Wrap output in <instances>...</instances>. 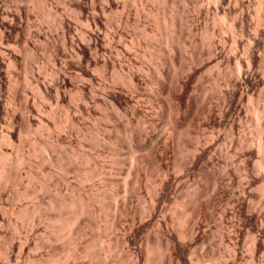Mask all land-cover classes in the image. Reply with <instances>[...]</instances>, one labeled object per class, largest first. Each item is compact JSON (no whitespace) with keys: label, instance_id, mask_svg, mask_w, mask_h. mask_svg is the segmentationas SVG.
Listing matches in <instances>:
<instances>
[{"label":"bare ground","instance_id":"obj_1","mask_svg":"<svg viewBox=\"0 0 264 264\" xmlns=\"http://www.w3.org/2000/svg\"><path fill=\"white\" fill-rule=\"evenodd\" d=\"M61 1L41 89L6 33L39 39L49 0H0V264H264V0Z\"/></svg>","mask_w":264,"mask_h":264},{"label":"rangeland","instance_id":"obj_2","mask_svg":"<svg viewBox=\"0 0 264 264\" xmlns=\"http://www.w3.org/2000/svg\"><path fill=\"white\" fill-rule=\"evenodd\" d=\"M206 2H208V0H205ZM51 2V3H50ZM54 2V3H53ZM57 2V3H56ZM210 2V1H209ZM50 5V6H49ZM56 5V6H55ZM34 6V5H33ZM33 6H31L30 5V7H29V10H30V12H29V14H30V20H31V22H30V27H32V28H35V29H38V30H40L41 31V37L39 38V39H37L36 38V40H35V38L33 39H31V38H29L28 40L29 41H26L24 38H21V37H18V38H16V35H14V34H10L9 35V33H6V35L10 38V40H11V44H10V46L11 47H13V49L15 50V52L17 53V59H18V62H17V66H16V69H15V71H16V73H20L19 74V81H21V82H24L25 80L26 81H30V77H29V74H28V72H26L27 70H28V67L31 65V63H33V68H34V72H35V74H36V76H38V79H39V81H40V83H39V85H40V87L42 86L41 84H44V83H49L52 79H54L55 78V76H54V73H52V72H54V69H53V63L52 62H50V58H49V56L48 55H50V51L48 52V50H50L49 49V47H52V46H49L50 45V43L49 42H51L52 44H58L57 46H63V43H62V39L63 38H61L60 36H62V34H60L61 33V30L60 29H58L57 27H56V25H57V22L59 21V19L61 18V16L62 15H65V14H67V12H70V11H68V10H65L63 7L65 6L64 5V3L61 1L60 2V0H49V3H48V9H44V10H40L39 8H36V7H33ZM58 6V7H57ZM32 8V9H31ZM50 9V12L48 11ZM64 9V10H63ZM44 11V12H43ZM62 11V12H61ZM65 11H67V12H65ZM53 12V13H52ZM33 13V14H32ZM48 13H50V14H48ZM72 13V12H71ZM44 16H42V15ZM68 14H70V13H68ZM67 14V15H68ZM58 15V16H57ZM47 16V17H46ZM60 16V17H59ZM73 16V15H72ZM33 17V18H32ZM50 17H51V19H50ZM54 17V18H53ZM58 17V18H57ZM47 18H49V19H47ZM44 19V20H43ZM46 19V20H45ZM53 22V23H52ZM34 23V24H33ZM55 28V29H54ZM57 28V29H56ZM34 29V30H35ZM47 33V34H46ZM43 35V36H42ZM45 35V36H44ZM47 35V36H46ZM53 35V36H52ZM51 37V38H50ZM54 37V38H53ZM61 39H60V38ZM48 38H50V40L48 39ZM14 39V40H13ZM31 39V40H30ZM52 39H54V41H52ZM17 43L16 45H15V43ZM35 41V42H34ZM49 41V42H48ZM12 43H14V45L12 46ZM34 44H35V46H34ZM31 45V46H30ZM32 45H33V47H32ZM17 47V48H16ZM22 49V50H21ZM33 51H32V50ZM31 51V52H30ZM20 52V53H19ZM26 53H28V54H26ZM26 55V56H25ZM36 56V57H35ZM27 57V58H26ZM34 57V58H33ZM32 59V60H31ZM34 59V60H33ZM31 61V62H30ZM30 62V63H29ZM20 63V64H19ZM52 63V64H51ZM6 65L8 66V62H6ZM29 65V66H28ZM7 66H5V70H7V71H5V72H8V70L10 69V67H7ZM7 67V68H6ZM52 67V68H51ZM50 69H51V71H50ZM10 71V70H9ZM51 72V73H50ZM28 74V75H27ZM24 76V77H23ZM8 76H6V78H7ZM29 77V78H28ZM4 78V81L7 83L8 81H9V79L7 78ZM10 81H9V85H8V87H10ZM12 84V83H11ZM33 84V83H32ZM31 86V87H30ZM37 85H35V83L33 84V85H27L26 87V90H27V94H28V96L31 98V100H32V98H33V101H36L35 103L38 105V104H40L41 102L43 103V101H44V106H45V110H44V112H41L40 113V117H37V118H39L38 119V122L39 123H41L42 125H43V127L45 126V127H48V129L49 130H51V131H53L54 129H56L55 128V126L57 125V127H59L60 125H59V123L61 122V121H59L60 119L62 120L63 118H65V107L66 106H63L62 104L63 103H61V102H59L58 100H57V98H56V93H55V91H54V88L53 89H49V91H48V93H45V92H43V94H45L47 97V99H43V94H40L39 92H38V90H37V87H36ZM7 89L8 88H1L0 89V99H1V102L2 103H4V105L6 106V107H10V104L8 103V101H7V97H8V91H7ZM31 89V90H30ZM41 89H42V87H41ZM9 90V89H8ZM37 90V91H36ZM35 91V92H34ZM43 91V90H42ZM54 91V92H53ZM50 93V94H49ZM40 94V95H39ZM32 96V97H31ZM53 97V98H52ZM47 100V101H46ZM51 100V101H50ZM39 101V102H38ZM46 101V102H45ZM58 101V102H57ZM41 103V104H42ZM69 103V102H68ZM47 105H48V107H47ZM65 105V104H64ZM69 105H71V104H69ZM73 106H74V104H73ZM19 109H18V111L19 112H21L22 113V115H24L25 117L26 116H28V111H27V109H25L24 107L25 106H23V105H19V106H17ZM16 107V108H17ZM67 108V107H66ZM47 109V110H46ZM58 109V110H57ZM97 110H99V109H97ZM96 110V111H97ZM45 111H47L46 113L47 114H45ZM52 111V112H51ZM50 112V116H49V113ZM98 112V111H97ZM97 112L96 113H94V114H97ZM102 111H100V113H101ZM51 113H53V116H51ZM100 113L98 114V116L97 115H95L93 118H95V120H93V119H88V121H87V119H85V120H81L82 121V123H83V121H84V123H86V125L88 126V127H90L91 126V128L92 129H94V127H96L97 126V124H95V123H97V122H99V118H101V120H102V117H101V115H100ZM42 114H45V115H42ZM100 115V116H99ZM53 117V118H52ZM98 117V118H97ZM4 118V119H3ZM42 118V119H41ZM64 120V119H63ZM97 120V121H96ZM100 120V122H99V126H97V129H98V127H100V129H101V126L102 127H104L105 126V122L102 120L101 121ZM7 122H9V119H8V117L7 116H1L0 117V126L1 127H3V128H7ZM44 122V123H43ZM88 122V123H87ZM102 122V123H101ZM105 124H104V123ZM53 123V124H52ZM101 123V124H100ZM40 124V125H41ZM45 124V125H44ZM93 124H95V125H93ZM39 125V126H40ZM41 125V126H42ZM47 125V126H46ZM59 125V126H58ZM101 125V126H100ZM92 126H94V127H92ZM51 128V129H50ZM90 128V129H91ZM253 128V127H252ZM251 128V129H252ZM53 129V130H52ZM91 129V130H92ZM252 130H254V128L252 129ZM252 130H250L252 133H253V131ZM93 131V130H92ZM54 132V131H53ZM57 132H59V130L57 131ZM250 132V133H251ZM44 136H48V134H47V132L45 133V134H43ZM43 136V137H44ZM49 137V136H48ZM48 137H44L45 139H46V141L47 140H49L50 142H52L53 141V139L52 138H48ZM73 137V141L75 142V140L77 139V138H75L74 136H72ZM74 138H75V140H74ZM44 139V140H45ZM31 140V139H30ZM74 142H73V145L76 147V145H77V147H76V149H77V151L79 150V148L81 147V146H79L77 143H75L74 144ZM85 144H83V146H84ZM27 146V145H26ZM29 146L30 145H28L27 147H25V149L26 148H28L29 149ZM87 147V146H86ZM80 149H83V147L82 148H80ZM84 149H85V147H84ZM84 149L82 150L83 152H84ZM90 149V148H89ZM88 149V147L86 148V150H85V152L84 153H86V154H88V153H91L92 154V152H94V151H91V150H89ZM27 150V149H26ZM82 151H79V152H82ZM91 151V152H90ZM40 156V155H39ZM39 156L37 155V158H35L36 157V155L35 156H33L32 155V159L30 160V163H31V166L32 165H34L35 163H36V165L38 164L39 165V163L41 162V160H40V158H39ZM34 157V158H33ZM41 157V156H40ZM37 159H39L40 160V162H39V160L37 161V162H35ZM105 160V159H104ZM32 161H34V164L32 163ZM106 161V160H105ZM39 162V163H38ZM47 163V162H46ZM36 165H34V166H32L33 168H36L37 166ZM47 166H49L50 168H52V165L51 164H46ZM51 165V166H50ZM23 169V168H22ZM24 169L26 170L27 168H25L24 167ZM23 169V170H24ZM57 168H54V170H56ZM24 170V171H25ZM23 171V173L25 174L26 173V171L24 172ZM28 171V170H27ZM53 172H55V171H53ZM57 172H58V169H57ZM61 173V172H60ZM60 173L58 172V174H57V177L55 178V180H60V178H59V176H60ZM55 174V173H54ZM62 174V173H61ZM56 175V174H55ZM59 175V176H58ZM25 177V176H24ZM60 177H62V175L60 176ZM72 177V176H71ZM71 177H70V179H71ZM69 179V180H70ZM74 180V182H75V179H72V180H70V181H73ZM60 183V182H59ZM61 186V185H60ZM143 190L141 191V193H142V195L141 196H143V200L145 199V201H144V205H146L147 204V202H148V204L147 205H150V200H149V198H150V196L147 194V189L146 188H142ZM145 190V191H144ZM149 192V191H148ZM149 196V197H148ZM147 197V198H146ZM166 197H168L169 198V195H166ZM167 198V199H168ZM171 198V197H170ZM149 200V201H148ZM147 228V227H146ZM143 229V230H142ZM141 230H139L137 233H138V235L136 234V243L137 244H140V239H141V243H144V241H145V239L148 237V235H149V238H151V237H153V235H152V230L151 229H149V230H147V229H145V228H142ZM148 231H151V232H148ZM147 232V233H146ZM148 234V235H147ZM140 235V236H139ZM141 237V238H140ZM146 237V238H145ZM152 239V238H151ZM137 240H139V241H137ZM153 240V239H152ZM139 242V243H138ZM246 246V245H245ZM249 245H247V247L245 248H243L245 251L249 248L248 247ZM220 248V247H219ZM223 250H224V247L222 248ZM248 251V250H247ZM212 262V261H211ZM214 262H215V260H214ZM214 262H212V264L214 263ZM209 264H210V262H209Z\"/></svg>","mask_w":264,"mask_h":264}]
</instances>
